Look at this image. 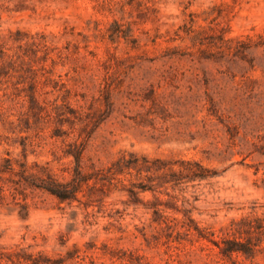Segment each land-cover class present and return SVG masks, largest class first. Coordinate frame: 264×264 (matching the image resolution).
Returning <instances> with one entry per match:
<instances>
[{
    "label": "rangeland",
    "instance_id": "374dc122",
    "mask_svg": "<svg viewBox=\"0 0 264 264\" xmlns=\"http://www.w3.org/2000/svg\"><path fill=\"white\" fill-rule=\"evenodd\" d=\"M0 67V157L78 189L3 175L0 264H264V0H0Z\"/></svg>",
    "mask_w": 264,
    "mask_h": 264
},
{
    "label": "trees",
    "instance_id": "16d2710c",
    "mask_svg": "<svg viewBox=\"0 0 264 264\" xmlns=\"http://www.w3.org/2000/svg\"><path fill=\"white\" fill-rule=\"evenodd\" d=\"M2 67H0V70ZM7 96L0 97V105L1 109H4L2 104L5 103V99ZM107 99V98H106ZM34 102V98L30 99V101ZM25 146V145H24ZM24 146L22 148L23 156L25 149ZM13 159L9 157H0V204H3V202L8 203H15L17 201V189L14 187L15 182L12 180V178H4L3 175L9 174V175H19V177L22 179L18 181V184L22 186L24 189L26 187L28 188H37L39 190H42L50 195L55 196L60 201H66L74 198L75 193L77 192V184L74 181V179L71 182L68 183H59L49 172H47L46 169H44V176H38L36 174H27L26 171L23 169L24 167L21 166V169L19 172L15 171L12 167ZM76 162V172L79 170V164L80 159L79 157H75ZM39 180L40 185H34V181ZM19 204V203H15ZM21 208L23 210H26L25 204H20ZM189 230V229H187ZM229 245L226 248L221 249L222 254H228L233 252H238L239 249L233 247V243L229 242Z\"/></svg>",
    "mask_w": 264,
    "mask_h": 264
}]
</instances>
